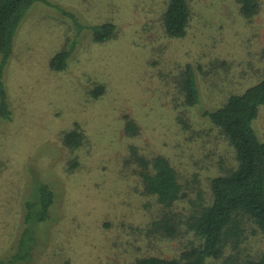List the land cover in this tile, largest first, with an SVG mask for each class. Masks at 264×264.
Returning a JSON list of instances; mask_svg holds the SVG:
<instances>
[{
	"label": "rangeland",
	"instance_id": "obj_1",
	"mask_svg": "<svg viewBox=\"0 0 264 264\" xmlns=\"http://www.w3.org/2000/svg\"><path fill=\"white\" fill-rule=\"evenodd\" d=\"M48 1L27 9L2 71L11 114L0 118V260L28 246L29 264H127L142 254L172 256L196 236L184 224L172 237L146 231L162 209L124 161L132 145L167 156L188 179V195L174 206L180 213L201 200L210 175L234 163L232 147L215 136L204 112L264 75V0L251 19L234 0H191L188 30L177 38L166 36L160 23L166 0ZM105 21L115 23L116 36L96 42L93 30ZM64 43H73L67 66L53 70L49 59ZM186 63L195 70L199 102L184 112V125L171 100ZM97 81L106 90L93 99ZM124 113L136 119L137 135L125 134ZM74 121L90 143L71 151L60 134ZM252 125L264 141V103ZM72 156L80 165L69 171ZM40 182L55 193L50 213L27 219L36 207L29 213L26 202ZM251 229L214 264L264 252V234Z\"/></svg>",
	"mask_w": 264,
	"mask_h": 264
},
{
	"label": "trees",
	"instance_id": "obj_2",
	"mask_svg": "<svg viewBox=\"0 0 264 264\" xmlns=\"http://www.w3.org/2000/svg\"><path fill=\"white\" fill-rule=\"evenodd\" d=\"M48 0H0V118H9L11 111L6 101L2 75L4 65L13 49L15 31L27 9L33 2ZM241 14L251 19L260 8V0H234ZM192 16L191 0H166L160 23L166 36L177 38L185 36ZM96 42L109 40L116 36V25L105 21L93 30ZM73 43H64L49 59L53 70H63L72 52ZM259 77V76H258ZM177 94L172 98L173 108L177 112L178 121L185 125L186 110L199 102V89L195 70L186 63L179 81L174 85ZM106 90L104 82L97 81L90 89L93 99L99 98ZM218 107L204 112L210 129L215 131L217 138H223L232 147L234 163L230 167L208 177V188L201 200L193 203L188 213L175 210L181 198L188 195V187L179 170L171 160L161 153L145 154L138 150L137 145L130 147L129 159H125L124 168L137 176L142 184V192L155 198L162 209L152 227L146 231L156 232L162 236L172 237L178 233V226L184 224L187 232H193L197 242L184 247L172 256L160 254H142L135 256L127 264H207L222 258L225 247L230 245L233 250L240 246L242 239L251 231L264 234V141H261L252 125L259 114V105L264 103V75L242 92H231ZM181 114V115H180ZM184 116V117H182ZM124 131L128 136L140 132V126L130 113H124ZM63 144L71 151L87 146L89 137L78 121L60 134ZM80 161L76 156L70 157L66 169L78 168ZM134 176V177H135ZM184 181V182H183ZM202 195V196H201ZM55 193L47 184L40 182L35 189V198L26 202L29 213L36 207L34 215L27 219L46 218L53 203ZM177 211V212H176ZM139 230V228H136ZM147 233L143 229L139 230ZM156 238V237H155ZM138 240H128L132 246ZM30 246L22 254L14 255L13 259L0 260V264H29ZM228 259L234 262L230 254ZM235 264H264V252L256 256H248Z\"/></svg>",
	"mask_w": 264,
	"mask_h": 264
}]
</instances>
